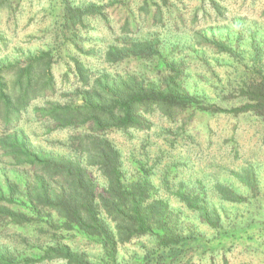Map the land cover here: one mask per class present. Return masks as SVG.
<instances>
[{
  "label": "trees",
  "instance_id": "1",
  "mask_svg": "<svg viewBox=\"0 0 264 264\" xmlns=\"http://www.w3.org/2000/svg\"><path fill=\"white\" fill-rule=\"evenodd\" d=\"M162 2L166 6L169 0ZM213 5L221 12L217 4ZM144 8L149 14L148 1ZM7 9L13 15L12 1L0 0V16ZM103 9L97 5L75 8L66 3L60 27L62 40L59 37L55 45L37 54L23 55V61L0 57V158L27 176L0 183V230L13 231L16 243L13 250L0 242V264H93L85 254L72 251L68 244L74 237L99 241L113 262L119 245L140 237L154 239V248L147 251L143 262L136 261L138 264H179L186 260L189 251L206 254L210 250L226 251L229 244L247 239L253 242L260 237L251 233L259 223L232 222L226 226L223 215L208 203L206 196L190 193L181 184L172 195L198 214L215 236L208 240L194 232L184 234L169 202L157 197L158 190L151 180L127 179L121 152L107 135L114 131L148 130L151 122L147 116L157 111L171 122L178 117L191 121L196 113L252 116L264 122L262 70L258 68L253 78L240 79L239 104L231 107L209 104L190 94L181 83L182 71L175 63L166 65L168 77L156 80L114 78L106 72H94L72 50L86 58H96V51H85L76 37L86 26L85 19L104 16ZM155 12V24L163 22L162 8ZM134 23L128 19L122 32L132 31ZM125 43L108 48L104 62L115 65L128 58H153L160 54L161 40L156 37ZM212 44L224 54L232 51L226 44ZM9 46L0 31V53L8 51ZM55 60L64 68L60 89ZM41 101L43 105H36ZM33 106L36 117L52 126L49 132L83 129V134L71 139L73 155L55 154L31 144L20 126ZM95 173L102 177L103 184L94 177ZM232 175L257 196L258 179L253 165ZM215 188L225 202L240 204L248 200L229 185L218 183ZM53 215L58 217V223L53 221ZM53 231L61 239L52 244L47 236ZM32 237L37 243H31ZM38 243L42 247L40 257L19 255L23 244L38 248Z\"/></svg>",
  "mask_w": 264,
  "mask_h": 264
},
{
  "label": "rangeland",
  "instance_id": "2",
  "mask_svg": "<svg viewBox=\"0 0 264 264\" xmlns=\"http://www.w3.org/2000/svg\"><path fill=\"white\" fill-rule=\"evenodd\" d=\"M11 1L13 15L7 9L0 16L1 34L10 44L8 51H2L0 57L9 56L23 61V55L37 54L55 45L54 41L62 34L63 8L70 3L75 8L89 5L104 8V16L85 19L86 26L76 37V42L85 51H96V58H86L72 50L73 55L92 66L94 72H106L114 78L134 76L156 80L168 77L166 65L175 63L182 71L181 83L190 94L223 107L239 104L237 91L240 79L255 77L258 68L264 74V0H169L166 6L162 0ZM147 1L149 14L144 8ZM213 3L220 7L221 12ZM158 7L163 10V22L155 24L153 15ZM128 19L135 22V28L124 34L122 28ZM154 37L161 40L158 56L128 58L115 65L104 62L105 53L111 46ZM213 41L228 45L231 53L220 52ZM55 63V78L60 89L64 68L63 63L56 60ZM43 104L41 101L36 105ZM34 106L20 126L31 144L55 154L73 155L71 139L83 134V129L49 132L52 126L36 117ZM147 117L151 122L150 129L114 131L107 137L121 152L127 179L151 180L158 190L157 197L169 202L184 234L194 232L208 240L215 236V232L201 222L198 214L172 195L181 184L190 193L206 196L208 203L223 215L226 226L232 222L260 224L251 232L260 235L253 242L247 239L232 246L229 244L226 251L210 250L206 254L189 251L186 260L179 264H264V122L252 116L202 113L193 114L188 122L182 117L171 122L158 111ZM249 165L254 166L258 179L257 196L232 175ZM11 166L9 161L0 158V183L13 181L17 176L26 179L22 170ZM94 177L103 184L99 174L95 173ZM218 183L231 186L248 200L240 204L223 201L215 188ZM57 218L53 215L55 223H58ZM13 236V231L5 233L0 230V242L14 250ZM47 237L52 244L61 239L55 231ZM30 239L31 243H37L35 237ZM38 245L35 248L23 244L18 249L19 255L23 258L40 257L42 247ZM68 245L72 251L85 254L93 264H138L136 261L143 262L147 251L154 248L155 241L150 237H140L119 245L116 262L97 240L74 237Z\"/></svg>",
  "mask_w": 264,
  "mask_h": 264
}]
</instances>
